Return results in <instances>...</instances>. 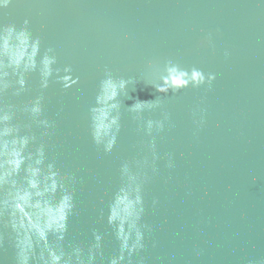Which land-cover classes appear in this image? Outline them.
<instances>
[{
	"label": "water",
	"instance_id": "1",
	"mask_svg": "<svg viewBox=\"0 0 264 264\" xmlns=\"http://www.w3.org/2000/svg\"><path fill=\"white\" fill-rule=\"evenodd\" d=\"M25 19L41 50L53 48V67L70 65L78 77L65 89L54 73L41 89L30 73L24 93L0 96L18 109L43 97L41 118L51 126L33 124L31 131L75 202L59 245L65 251L79 245L86 258L98 233L93 264L120 254L106 217L114 193L127 183L121 165L128 162L142 178L147 227L144 248L131 256L125 251L120 264H264V0H10L0 9V24L21 27ZM165 60L215 79L168 94L142 79L126 85L118 97L120 128L105 152L92 138L89 111L99 81L106 72L140 78L149 62ZM182 75L177 70L174 80ZM155 99L139 114L128 110ZM16 119L29 122L21 111ZM147 120L163 127L154 123L149 133ZM145 159L149 164L140 167ZM7 219L5 211L0 264H16ZM49 241L57 243L51 234Z\"/></svg>",
	"mask_w": 264,
	"mask_h": 264
},
{
	"label": "clouds",
	"instance_id": "2",
	"mask_svg": "<svg viewBox=\"0 0 264 264\" xmlns=\"http://www.w3.org/2000/svg\"><path fill=\"white\" fill-rule=\"evenodd\" d=\"M9 4L10 0H0V9ZM28 23L25 19L21 27L0 24V96L9 91L12 96L24 93L26 77L30 73L38 75L41 89L48 87L54 73L65 89L78 82L70 65L63 69L53 67L57 63L53 48L41 50L40 37L32 34ZM177 70L183 71L179 83L174 80ZM137 79L168 94L189 84L192 87L210 85L215 73L205 74L195 67L184 69L171 60L162 64L149 62L140 78H114L106 72L99 81L95 103L89 110L92 138L98 145L103 143L105 152L112 149L120 128L121 101L118 97L126 95V85L135 84ZM42 99V95H37L19 109L14 103H0V217L7 211L6 223L14 233L16 264H93V249L100 247L98 233H94L95 243L89 247L86 258L79 245H74L70 251L59 245L67 232L68 217L73 213L75 202L72 192L65 187V178L55 170L52 162L45 163V145L37 143V137L31 131L33 124L44 129L51 126L49 120L41 118ZM157 103L156 99L151 102L138 100L128 110L139 114ZM18 111L26 113L29 122L17 120ZM154 123L157 129L163 127L159 120H147L145 130L150 133ZM31 145L34 150H30ZM149 148L153 149L154 161L155 145L150 143ZM137 164L143 167L149 161L145 159ZM168 166L172 167L170 159ZM121 176L126 177L127 183L114 193L106 217L119 241L120 254L109 259L108 264H120L125 259V251L131 256L144 248L142 229L147 226L141 222L144 212L142 178L138 172L130 170L128 162L121 165ZM50 234L57 242L55 246L49 241Z\"/></svg>",
	"mask_w": 264,
	"mask_h": 264
}]
</instances>
